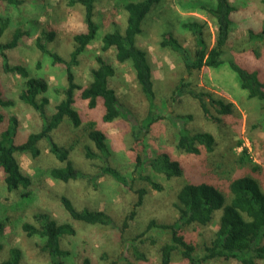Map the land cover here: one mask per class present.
I'll use <instances>...</instances> for the list:
<instances>
[{"label":"rangeland","instance_id":"374dc122","mask_svg":"<svg viewBox=\"0 0 264 264\" xmlns=\"http://www.w3.org/2000/svg\"><path fill=\"white\" fill-rule=\"evenodd\" d=\"M24 1L16 8L0 0V17L8 18L10 22L2 41L10 40L11 31L16 27L31 30L30 37L20 39L18 46L8 52L9 59L12 64L25 66L32 77L44 79L49 84L46 95L52 103L59 99L55 89L64 86L65 67L53 64L48 56L40 52L35 44L36 38L47 28L55 29L56 36L50 48L68 59L73 35L85 28L82 7L70 8L64 0ZM127 1L130 0H97L95 21L99 30L96 41L87 47L80 57L79 65L74 68L77 81L82 86L89 83V70L95 66V56L101 54L102 36L114 28L121 32L125 30L127 13L123 10L122 3ZM177 1L163 0L160 5L154 7L143 20L142 33L137 37V46L147 53L152 66L155 92L153 108H150L137 83L131 64L118 63L114 58L113 49L104 53L117 69L110 86L128 110V116L125 119L117 118L111 123H103V106L99 104L91 110L87 101L80 98V91L75 93L76 110L85 124L93 120L97 127L107 134V144L111 151L110 165L127 181L132 182V187L128 189L112 176L100 173L101 160L86 156L88 149L97 150L83 134H76L75 129L69 125L62 126L66 122L65 119L51 135L60 145H73L69 159L77 170L87 175V178L70 180L68 183L46 178L41 186L33 190V198L30 200L23 199L19 193H9L3 181V172L0 171V221L7 219L0 231L1 258L8 256L9 249L17 248L21 252L20 264H48L47 255L37 246L38 241L26 235L22 224L33 222V216L39 212L48 213L54 219H64L66 214L60 203L62 195L68 197L77 209L88 208L107 212L116 224L121 226L138 199L136 191L145 189L142 203L137 207L136 215L129 221L130 226L124 234L125 238H133L142 233L152 220L157 223H172L176 220L174 204L177 201V191L190 176L203 175L208 181L229 193L228 185L232 179L250 175L258 180L264 190V103L249 98L247 92L240 88L237 75L229 68H203L190 76L179 54L169 47L161 46L162 34L171 32L193 53L194 38L190 32L180 27L178 15L195 17L205 22L209 47L214 42L216 27L213 18L203 12L184 8L177 4ZM181 1L185 3L188 0ZM231 3L236 8L230 40L231 51L250 69L264 72V41L252 40L249 35L250 30L259 34L264 32V0H231ZM181 79H191L197 89L232 104L233 112L230 115H220L211 107V113L206 117L195 99L189 96L173 98V92ZM0 85L4 95L14 100L13 106L0 108V111L6 119L10 116L18 118L19 129L15 140L17 144L22 143L30 133L39 131L41 119L36 111L19 99L24 87L23 79L3 74L1 61ZM150 111L166 118L151 126L149 132L143 136L141 147L138 148L135 146L133 127L140 124ZM182 115H189L191 118H177ZM182 128L211 133L216 140L215 150L208 153L202 149L201 153L196 155L178 149L179 130ZM40 148L42 152L37 158H32L29 154L16 155L24 173L36 176L51 167L64 166L49 152L45 141L40 143ZM163 150L181 162L185 171L183 177L167 180L149 167H136V155L145 158ZM253 165L260 168L254 171ZM145 177L162 185V190L153 189ZM22 203L27 208H23ZM217 227L218 216L211 226L191 225L185 229V234L198 250H201ZM149 234L156 237L157 241L147 249V260H128V255H131L129 247L124 246L109 227L78 225L76 235L68 237L65 241L66 248L71 253L66 264H81L85 258L90 260V264H161L160 248L171 234L168 231L161 232L157 228L152 229ZM171 264L187 263L180 252H175ZM211 264L235 263L215 261ZM257 264H264V261H257Z\"/></svg>","mask_w":264,"mask_h":264},{"label":"trees","instance_id":"16d2710c","mask_svg":"<svg viewBox=\"0 0 264 264\" xmlns=\"http://www.w3.org/2000/svg\"><path fill=\"white\" fill-rule=\"evenodd\" d=\"M1 1L16 8L25 2L24 0ZM64 1L70 8L82 7L85 28L73 35L72 49L68 59L50 48L56 36L55 29L47 28L41 31L36 38L35 44L40 52L48 56L53 64H61L65 67L64 86L55 89L54 92L59 99L52 103L46 95L49 84L44 79L32 77L25 66L12 64L9 59L8 52L18 46L20 39L30 37L31 30L16 27L11 31L10 40L3 42L2 38L10 22L8 18L0 17L1 71L3 74L19 76L23 79L24 87L19 94V99L36 111L41 119L39 131L30 133L24 142L17 144L15 139L18 136V118L10 116L6 119L0 111V171L3 172V181L7 191L19 193L23 199L31 200L33 190L37 186H41L46 178L62 183L87 178V175L77 170L69 159L73 145H60L51 135L65 119L66 122L62 126L69 125L75 129L76 134H83L97 150L88 149L86 156L101 160L100 173L112 176L128 189L132 187V182L127 181L110 165L111 151L107 144V134L99 129L93 120L85 124L84 119L75 108V93L80 91V98L87 101L89 109L93 110L99 104L103 106L104 111L101 117L103 123H111L117 118L125 119L128 116V110L110 86V81L117 72L116 66L109 61L104 53L113 49L114 58L118 63L131 64L135 79L148 100L150 108L154 106L152 66L148 61L147 53L137 46V37L142 33L143 20L163 0H130L122 3L123 10L127 13L125 30L121 32L118 28H114L113 31L102 36L101 54L95 56V66L89 70V83L86 86L78 83L74 68L79 65L80 57L85 53L87 47L96 41L99 30V25L95 21L97 0ZM177 4L192 11L203 12L213 18L216 27L214 42L209 47L205 22L195 17L178 15L180 27L190 32L194 38L193 53L184 47L171 32L162 34L161 46L169 47L179 54L190 76L203 68L213 70H218L221 67L229 68L237 75L239 86L247 92L248 97L264 103V72L250 69L240 62L230 48L234 13L236 12L231 0H188L185 3L178 0ZM249 35L252 40L264 41V32L259 34L250 30ZM173 96L175 99L184 96L195 99L206 117H209L211 107L215 108L217 114L220 115H230L233 112L232 104L213 97L209 92L197 89L191 79H181ZM13 105L14 100L4 95L0 85V108ZM165 118L164 115L152 114L150 111L140 124L135 125L133 127L135 129V146L140 148L143 136L149 132L151 126ZM177 118L184 120L190 119L191 116L182 115ZM42 141L47 143L49 152L64 166L51 167L40 172V175H28L23 172L16 155L29 154L32 158L39 157L42 152L40 148ZM215 146L216 140L209 132L191 131L186 128L179 130L177 148L188 154H200L202 149L210 153L215 150ZM245 153L244 151V155ZM136 167L140 169L149 167L167 180L181 178L185 174L181 162L173 159L169 152L164 150L145 158L139 154L136 155ZM258 168L260 167L257 165L252 166L254 171H257ZM145 179L153 189L162 190V185L156 181L149 177H145ZM228 190L229 193L224 192L203 175L190 176L188 181L177 191V201L174 204L177 213L176 220L172 223H157L152 220L142 233L133 238H125L124 234L130 226L129 221L136 215L137 207L142 203L143 195L146 193L145 189L136 191L138 199L121 226H118L107 212L88 208L77 209L68 197L62 195L60 203L66 214L64 219H54L48 213L39 212L33 216V222H23L22 230L28 237H33L38 241L39 245L37 246L41 252L47 255L48 264H66L71 253L66 248L65 241L68 237L76 235L78 225L109 227L116 233V237L121 240L123 245L129 247L131 255H128V260H147V249L157 241L156 237L150 235L149 232L157 228L161 232L168 231L171 234L160 248L161 264H171L175 252H180L187 264H211L215 261L257 264V261H264V190L258 180L250 175L232 179ZM21 206L27 208L23 203ZM216 216H218L217 230L203 245V248L198 250L196 245L188 239L185 229L191 225L211 226ZM6 221V218L4 221H0V231ZM20 261L21 252L17 248L9 249L6 258H1L0 255V264H20ZM81 264H90V260L85 258ZM109 264H114V262Z\"/></svg>","mask_w":264,"mask_h":264}]
</instances>
